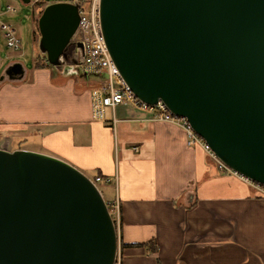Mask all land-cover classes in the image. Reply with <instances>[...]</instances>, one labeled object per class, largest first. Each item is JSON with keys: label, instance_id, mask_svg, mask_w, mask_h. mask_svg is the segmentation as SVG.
I'll return each mask as SVG.
<instances>
[{"label": "water", "instance_id": "95a60500", "mask_svg": "<svg viewBox=\"0 0 264 264\" xmlns=\"http://www.w3.org/2000/svg\"><path fill=\"white\" fill-rule=\"evenodd\" d=\"M99 14L132 92L187 117L222 162L264 185V0H99ZM81 19L78 0L46 5L39 50L55 68L107 75L82 73L85 55L69 58L74 44L84 47ZM23 75L18 61L0 80ZM118 250V226L91 177L0 143V264H117Z\"/></svg>", "mask_w": 264, "mask_h": 264}, {"label": "crops", "instance_id": "0c3cea01", "mask_svg": "<svg viewBox=\"0 0 264 264\" xmlns=\"http://www.w3.org/2000/svg\"><path fill=\"white\" fill-rule=\"evenodd\" d=\"M23 68L0 80V143L27 149L10 143L30 133L42 147L29 150L105 178L104 198L120 207L118 264H264V196L189 145L181 126L121 104L106 111L115 121L94 117L91 90L105 74L45 60Z\"/></svg>", "mask_w": 264, "mask_h": 264}, {"label": "built area", "instance_id": "2783aa9c", "mask_svg": "<svg viewBox=\"0 0 264 264\" xmlns=\"http://www.w3.org/2000/svg\"><path fill=\"white\" fill-rule=\"evenodd\" d=\"M73 1V0H71ZM80 3L81 27L78 41L84 43L85 60L80 64V68L88 73H107V79L91 90V107L96 118L115 121L114 118L106 117L107 109L113 110L117 105H129L139 111L150 115L152 120L165 121L181 126L186 132V141L189 145L201 146L207 154L213 158L221 170L230 174L238 175L250 185L258 189L264 196V185L251 180L250 178L237 173L222 162L211 149L209 144L193 129L189 120L185 116L172 113L164 101L159 100L154 104L147 103L137 97L130 87L123 81L118 69L111 59L104 36L101 29L99 0H78ZM15 10L11 5L7 6V11ZM1 16V14H0ZM8 32L7 46L18 50L22 45V39L12 31V26L1 23ZM137 150L138 148H134ZM92 180L98 185L105 181L102 176H95ZM99 186V185H98ZM110 213L118 226L119 222V202L118 199L107 201ZM118 263V262H117Z\"/></svg>", "mask_w": 264, "mask_h": 264}, {"label": "rangeland", "instance_id": "374dc122", "mask_svg": "<svg viewBox=\"0 0 264 264\" xmlns=\"http://www.w3.org/2000/svg\"><path fill=\"white\" fill-rule=\"evenodd\" d=\"M53 1L54 0H31L30 3H24L22 0H0V22L11 25L12 31L17 33L22 39V45L18 50L8 47L6 40L8 32L3 25L0 24V76L4 73L8 64L13 60L23 63L24 67L28 70H33L38 61H47L40 52L38 46L40 38L38 19L45 6ZM8 5L14 7L15 10L7 11ZM71 50L72 47L70 48V51ZM56 70H58V68H56ZM81 72L85 73L86 71L82 70ZM92 73L93 72H90V74ZM89 77H92V75ZM3 139L4 137L0 133V142ZM10 146L13 149L16 147L41 149L42 144L39 140L34 139L33 134L28 133L26 136H21L20 138L12 137ZM88 176L93 178L94 174L90 172ZM98 185L105 196L108 197L110 191L109 186H106L104 182H99Z\"/></svg>", "mask_w": 264, "mask_h": 264}, {"label": "flooded vegetation", "instance_id": "af4514ba", "mask_svg": "<svg viewBox=\"0 0 264 264\" xmlns=\"http://www.w3.org/2000/svg\"><path fill=\"white\" fill-rule=\"evenodd\" d=\"M71 52H72V54H71ZM71 52H70L69 58H74V57L81 58L85 53L84 47H78L75 44L72 46ZM74 53H75V55H74Z\"/></svg>", "mask_w": 264, "mask_h": 264}, {"label": "trees", "instance_id": "16d2710c", "mask_svg": "<svg viewBox=\"0 0 264 264\" xmlns=\"http://www.w3.org/2000/svg\"><path fill=\"white\" fill-rule=\"evenodd\" d=\"M56 1H62V0H54L53 2H56ZM63 1H65V0H63ZM66 1H71V0H66ZM42 12V11H41Z\"/></svg>", "mask_w": 264, "mask_h": 264}]
</instances>
